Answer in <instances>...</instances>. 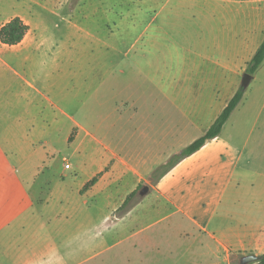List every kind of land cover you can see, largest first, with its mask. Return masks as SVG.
<instances>
[{"label": "rangeland", "instance_id": "obj_1", "mask_svg": "<svg viewBox=\"0 0 264 264\" xmlns=\"http://www.w3.org/2000/svg\"><path fill=\"white\" fill-rule=\"evenodd\" d=\"M50 1L0 0V24L20 16L31 29L26 43L39 48L23 67L40 91L38 127L46 123L35 143L39 163L59 201L54 215L64 211L53 226L52 264H240L243 256L264 255L260 237L252 246L226 245L264 228V159L252 156L237 167L238 149L230 147L248 143L254 153V143L264 142V128L254 129L257 111L239 107L217 138L152 178L230 100L206 61L212 48L180 47L225 32L212 16L230 14L236 0H54V9ZM259 81L245 96L262 94ZM111 151L132 164L148 161L139 168L150 173L129 202L139 207L123 222L113 212L106 223L105 202L92 206V197L78 200L72 191ZM144 186L149 192L141 197ZM50 234L38 233L39 249ZM5 242L12 264L13 244ZM42 257L39 264L51 260L49 252Z\"/></svg>", "mask_w": 264, "mask_h": 264}, {"label": "crops", "instance_id": "obj_2", "mask_svg": "<svg viewBox=\"0 0 264 264\" xmlns=\"http://www.w3.org/2000/svg\"><path fill=\"white\" fill-rule=\"evenodd\" d=\"M50 3L51 8L54 9V5L58 2L52 0ZM230 6L229 10L233 15L230 13L212 16L216 18L213 21H221L222 23L219 24L227 28L225 32L213 33L202 44H194L191 41L190 45L180 47L212 48L214 55L205 56V58H208L206 61L210 66L216 68L219 78L223 80L222 86L229 89L226 102L227 98L231 99L236 91V88L233 87L236 86V80L245 72L247 63L264 41V0H236L230 2ZM235 16L237 18L234 25ZM14 17H19L29 27V30L22 42L16 46L2 48L6 45L0 43V264H6V240L9 245L13 244L12 264H39V256L42 257L44 254L47 256L48 252L51 255V260L47 264H52L53 226L64 214V211L61 209L56 214L57 216L54 215L55 207L59 201L54 200L51 176L46 174L47 177L43 173L42 163H39L38 146L35 143H37L38 133L41 132L40 129H43L46 123L42 122V125L38 127L37 96L40 91L32 79L31 71L26 72L23 67V60L31 59V53L39 48H37L36 42L26 43L31 31L29 24L20 16ZM231 19L233 20L232 29H230ZM8 21L0 24V27ZM257 72L260 73L262 79L259 81V77H255L254 74L252 80L259 81L261 84L259 89L263 90L262 94L254 93L252 98L250 95H244L243 101L231 114L232 116L239 107L249 112L257 111L254 129L258 125L264 128V119L261 120L264 117V61ZM223 107H225V103L220 107L218 115ZM157 114L163 116L161 111H158ZM242 115L246 116L244 113ZM94 141L100 143L96 137H94ZM230 147L238 149L235 156L237 167L246 166L252 156L255 157V160L264 159V142L254 143L252 146L254 153L247 152L249 150L248 143L241 147L233 145ZM221 157H223V153L219 154V159ZM140 164H148V161L143 160L142 163L132 164L111 151L108 158L99 162L85 181L86 184L95 175L102 172L97 183L85 192L81 193L82 187L72 193L78 200L82 196L92 197L90 201L92 206L98 207L102 202H105L107 204L105 221L108 223L107 220L110 219L113 212L121 207L126 197L134 192L137 186L139 187L141 181L149 177L150 168L141 169L139 168ZM41 168L42 171H40ZM43 175H45L44 179ZM153 188V191L157 192V187L153 186ZM120 196L123 197L121 200L118 199ZM139 205L136 207L131 205V208L121 218H118L117 222H123L130 217ZM263 229L261 225H256L250 229L248 234L226 245L238 248L252 246L255 237L264 239ZM43 230L47 237L51 232V242L47 240V243L45 245L42 243L39 249L38 233H43Z\"/></svg>", "mask_w": 264, "mask_h": 264}, {"label": "trees", "instance_id": "obj_3", "mask_svg": "<svg viewBox=\"0 0 264 264\" xmlns=\"http://www.w3.org/2000/svg\"><path fill=\"white\" fill-rule=\"evenodd\" d=\"M28 30H29V27L19 17H14L0 27V43H2L3 45L9 46V47L16 46L22 42ZM263 61H264V41L257 48L255 53L253 54V56L247 63L245 72L250 75H254L256 71L260 68V66L262 65ZM244 95H245V90H243L240 87L234 93L231 99L228 101V103L223 108L221 113L213 121V123L208 128V130L203 135L195 139L188 146L183 148L178 154L173 155L168 160V162L162 166L160 170L159 169L155 170V172L152 175V178L156 180L161 179L172 168H174L180 161H182L183 159L189 157L190 155L198 151L208 141L218 137L221 134L223 127L229 120L233 111L243 101ZM68 141L69 142L72 141V135H70ZM101 175H102V172L98 173L91 180H89L83 186L81 193L87 191L90 187L94 186L97 183L98 179L101 177ZM135 194H136V191L129 194L124 200L121 207L116 212H120L121 215H124L131 208V206H129V202L135 196ZM252 264H264V255L261 256V259L259 261L252 263Z\"/></svg>", "mask_w": 264, "mask_h": 264}, {"label": "water", "instance_id": "obj_4", "mask_svg": "<svg viewBox=\"0 0 264 264\" xmlns=\"http://www.w3.org/2000/svg\"><path fill=\"white\" fill-rule=\"evenodd\" d=\"M252 78L253 76L244 72L242 74V77H241V84H240V87L243 89V90H246L249 86V84L251 83L252 81ZM149 192V187L148 186H144L140 191H139V195L141 197L147 195ZM261 259V256H257V255H254V254H249V255H246V256H243L240 260V264H249V263H255L257 261H259Z\"/></svg>", "mask_w": 264, "mask_h": 264}]
</instances>
